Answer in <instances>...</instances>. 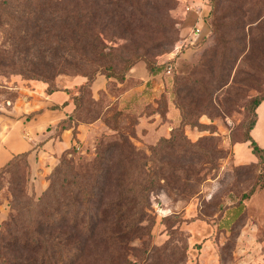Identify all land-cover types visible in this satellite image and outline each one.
<instances>
[{
	"label": "rangeland",
	"instance_id": "rangeland-1",
	"mask_svg": "<svg viewBox=\"0 0 264 264\" xmlns=\"http://www.w3.org/2000/svg\"><path fill=\"white\" fill-rule=\"evenodd\" d=\"M240 3L244 26L229 32V38H235L238 45L234 60L227 64L230 70L223 75L216 71L211 78L193 75L200 82L187 92L181 87L188 81V66L199 64L204 51L215 45L214 40L208 39L199 48L186 47L194 39L191 35L196 24L191 27L190 19L196 22L201 18L198 27L202 28V19L209 10L207 0H174L142 9L136 12L126 38L115 34L116 43L125 44V49L116 53L127 58L130 52L138 51L158 67L150 73L140 60L128 71L127 76L131 77L126 84L119 86L112 78L97 103H83L77 115L83 126L76 139L72 138L71 145L76 150L69 160L87 167L99 150L109 144L122 146L125 139L149 154L148 145L157 143L161 135L169 138L172 129L180 125L178 104H202L189 115L205 126L184 127L187 139L199 144L187 150L202 154L196 166L194 194L185 198L165 190L152 194L151 210L140 223L142 229L123 247L113 250L107 244L89 242L87 252L93 251L99 260H107L99 264H264V160L258 163L249 145L241 142L251 116L252 99L264 96V0ZM199 9L202 12L198 13ZM231 20L227 18L226 22ZM6 29L0 24V57L10 51ZM122 68L118 63L116 70ZM83 81L81 76L59 75L51 85L77 94ZM101 82L103 79L98 78L97 83ZM26 87L42 88L45 84L0 72V133L11 122L13 103H23ZM11 95H16L12 102L8 100ZM164 111L162 117L158 112ZM34 115L23 117L31 119ZM254 130L256 138H263L264 106ZM261 143L264 148V139ZM51 158L49 153L45 157L41 154L30 169L28 193L35 198L49 184L45 174L46 167L53 163ZM252 190L250 198L243 200ZM102 195L103 199L113 197L111 185ZM11 209L5 193L0 197V226Z\"/></svg>",
	"mask_w": 264,
	"mask_h": 264
},
{
	"label": "trees",
	"instance_id": "trees-1",
	"mask_svg": "<svg viewBox=\"0 0 264 264\" xmlns=\"http://www.w3.org/2000/svg\"><path fill=\"white\" fill-rule=\"evenodd\" d=\"M172 1L0 0V24L7 27L10 47L0 57V72L41 81L47 85V92L57 90L51 84L59 75L84 78L79 93L70 97L73 111L56 126L58 133L71 129L75 138L83 123L77 118L83 103H97L104 93L102 90L99 97L93 96L91 86L98 75L106 78V86L112 78L120 86L127 83L128 71L138 61L143 60L150 73L158 67L138 51L130 52L127 58L116 53L124 50L125 44H117L115 34L126 38L135 23L136 12ZM207 5L209 10L204 21L210 34L187 43L186 47L199 48L208 39L214 40L215 45L204 51L199 64L188 66V81L181 87L185 92L200 82L193 75L211 78L216 71L223 75L230 70L227 64L234 60V48L238 45L235 38H229V32L236 28L242 30L244 26L240 0H207ZM227 18L232 20L227 23ZM118 63L123 67L120 70H116ZM15 96L11 95L8 100L14 101ZM263 100L264 96L252 99L251 116L241 141L249 145L258 163L264 160V148L253 137L252 130L258 121L256 110ZM196 106H176L180 125L172 129L169 138L163 135L157 143L148 145L149 154L125 139L122 146L109 144L99 150L89 166H76L69 160L76 150L71 145L47 175L49 184L37 198L28 193L29 152L13 155L0 169V197L7 193L12 206L0 226V264L103 263L106 259L101 261L93 251L87 252L89 242L107 244L113 250L123 247L125 241L142 229L140 223L151 210L152 194L165 190L183 198L192 196L198 174L196 166L202 154L189 153L190 148L199 144L187 139L184 127L205 126L189 115ZM158 113L165 116V111ZM180 147L182 151H178ZM25 172L26 178H23ZM110 185L114 195L103 199L102 194ZM253 192L246 193L243 200L249 199Z\"/></svg>",
	"mask_w": 264,
	"mask_h": 264
},
{
	"label": "crops",
	"instance_id": "crops-1",
	"mask_svg": "<svg viewBox=\"0 0 264 264\" xmlns=\"http://www.w3.org/2000/svg\"><path fill=\"white\" fill-rule=\"evenodd\" d=\"M190 20L191 27H193L195 24L199 26V21L201 18H199L196 22L193 20V18ZM202 20H204V17ZM203 23L204 24L201 28V33L199 36H196L194 33V35H191V38H194H190L191 44L196 42L201 37L208 36L210 34L207 24L205 21ZM101 76L102 75H98L91 86L94 97H97V95H99L105 87L107 80L104 76H102L103 78ZM129 77L131 76L128 75L127 80ZM98 78L103 79V82L98 84ZM46 86L47 85L45 84V87L42 88L26 87L25 89L28 91H24L26 93L21 98V102L24 104L20 103V100H16V102H14L11 106L10 114L13 116L10 118L11 122L7 128H5L4 131L0 133V169L13 157V155L26 151L29 152L28 160L32 169L33 163L37 161L38 156L41 158V154H43L45 157V155L49 153V157H52L51 162L53 163L52 165L46 167L48 172L45 174V176H47L58 163L59 157L71 146L73 138L72 130L66 129L58 133L56 126L60 121L66 119L73 111L74 104L72 101H70V97L74 93H71L68 89L52 90L51 92H47ZM127 93H129V91ZM37 99L40 100L39 103L36 102ZM263 106L264 104H261L258 107V123L261 117V110ZM34 112L38 113H36L31 119H26L23 117L26 114L30 115ZM82 126L83 124L80 125L78 129L80 130ZM254 133L255 130L253 129V137L260 144H262L261 142H263L264 139V130L262 132L263 138L260 139L256 138ZM36 145H38V149L35 148Z\"/></svg>",
	"mask_w": 264,
	"mask_h": 264
},
{
	"label": "built area",
	"instance_id": "built-area-1",
	"mask_svg": "<svg viewBox=\"0 0 264 264\" xmlns=\"http://www.w3.org/2000/svg\"><path fill=\"white\" fill-rule=\"evenodd\" d=\"M187 9L190 10V7H187ZM200 12H201V10L199 9L198 13H200ZM193 33L197 36L201 33V29L197 25H195V30L193 31Z\"/></svg>",
	"mask_w": 264,
	"mask_h": 264
}]
</instances>
